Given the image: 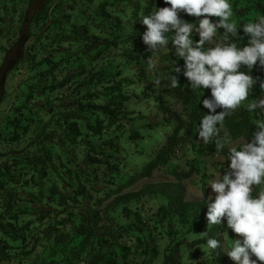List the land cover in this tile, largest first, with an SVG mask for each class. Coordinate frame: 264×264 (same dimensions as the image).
<instances>
[{"label": "trees", "instance_id": "obj_1", "mask_svg": "<svg viewBox=\"0 0 264 264\" xmlns=\"http://www.w3.org/2000/svg\"><path fill=\"white\" fill-rule=\"evenodd\" d=\"M231 2L238 23L264 15V0ZM18 6L0 3V37L22 42L13 70L24 71L0 121V264H235L226 220L208 227L215 196L204 188L191 200L183 184L207 176V157L225 158L220 175L230 165L228 146L198 138L211 90L193 92L174 73L184 60L171 41L154 55L143 42L140 18L165 0H51L27 19L29 5ZM252 75L264 80V68ZM261 96L257 82L249 99ZM259 118L238 108L220 133L239 148ZM159 169L175 181L134 189ZM208 238L221 242L214 253Z\"/></svg>", "mask_w": 264, "mask_h": 264}, {"label": "clouds", "instance_id": "obj_2", "mask_svg": "<svg viewBox=\"0 0 264 264\" xmlns=\"http://www.w3.org/2000/svg\"><path fill=\"white\" fill-rule=\"evenodd\" d=\"M165 4L140 18L146 26L143 42L154 55L169 50L171 41L175 55L184 60L182 68L174 66V73L182 72L193 92L211 90V96L202 101L209 112L200 120L198 138L204 144L214 141L217 152L228 146L230 165L207 181L216 194L214 200L209 197V230L226 220L227 228L239 234L227 244L226 254L235 264H264V96L249 99L257 82L264 89V80L252 75L254 67L264 68V15L238 23L231 0H165ZM181 12L203 18L190 23L181 18ZM211 17L219 19L214 22ZM241 28L248 37L243 46L238 43L244 39ZM245 66L247 70L242 71ZM174 73L168 77L172 88L179 85ZM241 107L262 118L253 120L256 130L251 140L237 148L230 146L227 134L220 136V129ZM254 186L259 189L255 195ZM220 247L218 239L208 238L203 249L214 253Z\"/></svg>", "mask_w": 264, "mask_h": 264}, {"label": "rangeland", "instance_id": "obj_3", "mask_svg": "<svg viewBox=\"0 0 264 264\" xmlns=\"http://www.w3.org/2000/svg\"><path fill=\"white\" fill-rule=\"evenodd\" d=\"M47 1L51 0H0L1 6L9 3L18 4L19 11L23 9L27 4L29 5L26 19L31 17L35 11L41 8ZM2 25V23H1ZM23 30L26 32L28 29V21L23 22ZM32 31L35 30V27L32 26ZM24 35V34H23ZM15 37V36H14ZM13 37V38H14ZM8 38V35L0 37V121L4 117L5 112L10 107L9 101L14 97L16 89L20 81L24 77L23 73H19L16 70H13L14 65L17 64L18 59L21 53L22 42L17 41L13 46L12 42L16 41L17 38L14 39ZM26 45V44H25ZM220 136L224 135L220 133ZM239 141H232L230 146L236 147ZM225 161V158L221 155H212L205 159V170L207 176H201V174H194L189 179L184 180L183 184L187 190V197L191 200H201L204 197V188L208 191L209 195L215 196L216 194L212 191L210 186H207V181L210 179H214L215 176L220 175L218 168ZM159 181H175V178L168 174L164 169H159L155 171L153 178L143 180L137 183L134 186V189H139L146 182H159ZM236 237L239 238V234H236ZM227 245H224V249Z\"/></svg>", "mask_w": 264, "mask_h": 264}]
</instances>
